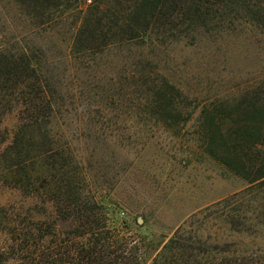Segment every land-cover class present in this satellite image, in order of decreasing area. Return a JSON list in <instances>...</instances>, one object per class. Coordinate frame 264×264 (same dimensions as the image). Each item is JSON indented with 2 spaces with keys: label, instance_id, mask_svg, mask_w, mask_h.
I'll use <instances>...</instances> for the list:
<instances>
[{
  "label": "trees",
  "instance_id": "1",
  "mask_svg": "<svg viewBox=\"0 0 264 264\" xmlns=\"http://www.w3.org/2000/svg\"><path fill=\"white\" fill-rule=\"evenodd\" d=\"M0 11L22 29L17 36L0 31V187L19 197L0 207V264H145L146 243L111 217L72 141L59 133V118L75 109L76 96L62 90L63 73H56L47 48L30 45L22 32L46 33L72 21L70 57L90 69L114 47L195 45L199 35L228 31L264 37V0H0ZM256 42L264 49L263 40ZM140 66L120 83L121 97L114 90L107 98L141 95L143 112L167 126L180 124L182 90L153 77L151 61ZM263 89L233 103L202 105L205 150L250 186L205 208L151 264H264L263 246L236 240L264 237ZM103 101L89 106L101 112L109 103ZM12 115L15 127L3 128Z\"/></svg>",
  "mask_w": 264,
  "mask_h": 264
},
{
  "label": "rangeland",
  "instance_id": "2",
  "mask_svg": "<svg viewBox=\"0 0 264 264\" xmlns=\"http://www.w3.org/2000/svg\"><path fill=\"white\" fill-rule=\"evenodd\" d=\"M8 15L0 11V31L17 36L22 29L12 22L13 16L8 23ZM71 22L46 33L25 30L22 35L30 45L47 48L50 63L59 67L56 73H63L62 90L68 91L70 99L76 96L75 109L59 118V133L65 134L63 140L72 141L111 217L128 223V235L146 243L143 257L145 264H151L164 245L200 218L205 208L250 186L207 153L200 121L205 103H233L264 86V49L256 42H264V37L228 31L199 35L195 45L174 41L114 47L87 69L70 57ZM147 60L157 71L153 77L167 78L182 90L186 104L180 124L167 126L143 112L141 95L127 101L118 98L116 103L107 98L114 90L121 97L126 91L122 80L127 84L126 77ZM100 99L109 102L101 112L89 106ZM15 125L12 115L3 128L12 130ZM18 198L0 187V207ZM203 229H199L202 234ZM236 240L264 247V237Z\"/></svg>",
  "mask_w": 264,
  "mask_h": 264
}]
</instances>
